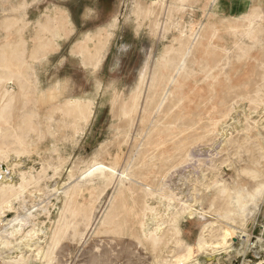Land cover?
Returning a JSON list of instances; mask_svg holds the SVG:
<instances>
[{
	"label": "rangeland",
	"instance_id": "obj_1",
	"mask_svg": "<svg viewBox=\"0 0 264 264\" xmlns=\"http://www.w3.org/2000/svg\"><path fill=\"white\" fill-rule=\"evenodd\" d=\"M156 2L160 3H157L158 7L161 5L157 17L158 30L154 29L151 19L143 15L144 5ZM60 11L66 12L70 21L64 23L62 36L54 39L57 31L53 19H48ZM47 20L50 22L46 23L48 30L37 39L41 24ZM250 23L260 26L261 30L255 31L256 38L245 32L239 34L236 40L248 53L239 63L236 57L240 50L228 29L231 25L239 29L247 28ZM209 25L219 28L221 38L213 41L216 48L227 51L228 56L234 58V63L226 66V74L231 75L233 84L240 85L252 79L253 83L244 87L252 88L258 77L256 73L264 74V65L259 63L264 61V0H0V47L7 42L19 43L23 62L16 66L24 72L23 80H28L30 86L29 97L20 104V115L23 120H30L28 139L32 154L22 157L21 164L9 167L8 176L19 184L20 173L33 169L37 177L36 183H31L15 202L16 213L10 212L6 218L17 213H28L31 222L27 224L26 230L32 228V223H36L37 228L47 231L50 228L49 220L55 219L56 210L51 206V213H48L44 203H55L57 190H62L70 182L68 174L71 169H78V176L82 180L83 191L78 201H96L97 209L102 212L110 191L97 195L106 180L99 173H91L95 164L94 156L102 145L106 146L109 153L104 154L103 160L106 165L111 166L116 153L120 151L117 140L131 132L129 145L122 143V154L125 157L123 163L137 166L139 162L136 157L127 158L131 153L130 145L141 131L145 136L151 131V121H141V107L134 123L129 125L127 117L118 111L116 105H132L133 93L142 77H145V81L142 85L144 92L141 106L153 104V99L147 97L146 92L152 89L149 82L154 72L161 67L167 48L174 45L179 49L181 44L176 38L181 34L190 36L193 30L194 35L199 34ZM91 37L107 40L98 66H95L96 60H91L79 48L81 44H88L94 50L96 41L91 40ZM253 72L255 75L252 77L250 75ZM163 73L167 79H171L170 70L166 69ZM196 73L185 82L183 100L177 107L171 108L172 114H183L185 117L168 119L171 124L167 131L181 132L185 130L182 127L200 122V127L191 131L198 140L191 145V159L172 164L168 187L191 201L195 193H201L205 189L207 183L212 189L208 196L205 192L196 206L201 210V204L209 207L211 196L218 191V187L213 186L215 181L232 190L236 185L252 189L258 181L264 180V137L257 139L254 128L253 133H249L251 137L240 147L243 136L249 132L248 124L255 126L257 121L264 124V107L260 105V109L257 108L247 120L246 112L251 111L250 102L237 97V100L231 101L234 108L230 115L220 125L222 133L214 136L212 128L204 125L208 123L209 117L215 116V110L211 103L204 101L208 96V87L202 78V72L197 69ZM171 89L173 85L169 84L161 87L160 92L163 90L168 94ZM52 90L58 94V98L50 97ZM260 94L263 97L264 90ZM73 98L79 99L85 106L92 103L93 107L91 116L87 120H80L78 134L74 133L70 118L56 109ZM159 99L160 97H156V100ZM156 115L152 113V120H155ZM48 122H52L50 128ZM159 136L164 138L166 134ZM144 139L145 137H141V141ZM233 139L236 140L232 141ZM6 166L8 163L2 161L1 167ZM43 167L47 172L39 179L38 172ZM55 167L59 169L58 174L54 172ZM94 188L97 190L94 191ZM34 192L42 197L34 200L31 196ZM255 205L257 207L251 208L244 224L243 217L235 216L237 230L244 229L252 234L251 240L264 237V199H260ZM210 220L214 221L216 217L209 214L205 219L200 216L183 219L180 226L187 243L172 244L176 252L184 253L186 244H195L202 226ZM70 237L71 235L55 254L57 264H155L153 252L136 245L128 235L95 236L85 247L71 242ZM246 244L243 239L233 241L229 246L228 258L210 250L208 252L215 254L212 256L214 259L206 258L205 253L196 252L194 256L200 264H258L261 261L264 264V252H247Z\"/></svg>",
	"mask_w": 264,
	"mask_h": 264
},
{
	"label": "bare ground",
	"instance_id": "obj_2",
	"mask_svg": "<svg viewBox=\"0 0 264 264\" xmlns=\"http://www.w3.org/2000/svg\"><path fill=\"white\" fill-rule=\"evenodd\" d=\"M157 3L159 2L145 4L143 10L144 17L151 19V24L156 30L159 26L157 17L159 7H161V5L158 7ZM40 29L48 30V25L41 24ZM256 30L260 31L261 27H256L252 23L243 29L234 25L229 27L228 31L234 37L235 45L240 50L236 57L239 63L247 57L248 53L244 46L236 40L237 37L241 32H245L252 38H256ZM191 34L190 36L181 34L179 38H176L181 47L176 49L174 45L169 46L163 56L161 67L151 77L149 83L152 89H149L146 95L153 99V104H145L141 106L142 111L140 110L142 112L141 121L143 123L151 121V131L147 132L146 136L141 131L140 138L139 135L133 138L134 143L130 145L131 153L127 157L128 159L136 157L138 165L123 163L125 157L122 154V143L130 142L131 132L125 133L121 139L117 140L120 151L116 153L115 161L111 166L104 163L103 156L109 152L106 146L102 145L93 158L95 164L91 168V173H99L105 177L106 183L97 195L100 196L110 191L106 207L101 212L97 209L98 202L96 201L87 203L78 201L83 191L82 180L78 176L79 170L71 169L68 174L70 182L67 186L64 185L65 188L63 187L62 190L54 188L57 190L55 203L43 202L48 213H51V206H54L56 210L55 219L49 220L50 228L47 231L37 228L36 223H32V228L26 230L27 224L31 222L28 213L24 215L17 213L6 218L8 213L15 212L17 208L15 202L21 198L31 183H36L37 177L33 169L20 173L19 184L8 176L9 167L21 164L22 157L32 154L28 139L30 120H23L20 115V104L29 97L30 86L28 80H23L24 72L16 66L23 62L20 57L22 51H20L19 43L7 42L0 47V260L2 263L57 264L55 254L69 235H71L70 241L78 246H84L93 237L103 234H115L119 237L131 236L137 243L136 245L153 252L155 264H192L193 262L200 264L197 258L195 259V253H205L206 258L214 259L212 256L215 254L208 252L209 250L217 251L222 257L228 258L229 246L236 239L245 240L252 247L250 250L260 253L254 248L257 246V241H251V234L244 229L237 230L235 216L243 217L242 224H244L246 217L251 213V208L256 206L255 203L264 199V180L258 181L252 189L236 185L229 190L222 186L223 183L214 179L213 186L216 185L218 191L211 196L209 207L201 204V210L196 206L202 196L206 193L208 196L209 190L212 189L207 183H205V189L201 193H195L191 201L184 199L168 187L169 170L173 167L172 164L184 163L191 159V145L198 140H196L197 137H193L191 131L199 128L200 122H193L182 127L185 130L181 132L167 131L171 124L167 121L168 119L185 117L183 114H172L171 108L177 107L178 103L183 100L182 91L185 82L197 74V69L202 72V78L208 87V96L204 98V101L211 103L215 110V116L209 117L208 123L204 125L212 128V135L222 133L220 125L224 124L223 121L234 108V103L231 101L239 98L244 99L243 101L249 100L251 111L246 112L247 120L257 108L260 109V105L264 107V95L262 97L263 93L260 94L264 90V74L256 73L258 77L250 89L244 87L246 84L253 83L252 79L240 85L233 84L231 75L226 74L225 68L232 65L234 58L228 56L227 51L217 49L213 43L215 39L221 38L219 28L216 25H209L204 27L199 34L194 35V30ZM202 40H207V42L204 43ZM259 63L264 65V61ZM166 69L172 72L171 79L164 76L163 72ZM254 75L253 72L250 76ZM169 84L173 85V89L168 94H165L163 90L160 92L161 87ZM143 92L141 90L135 102L139 98L142 101ZM156 97L160 99L156 100ZM138 111L136 110L127 118L129 125L134 123ZM152 113L157 114L154 117L155 120H152ZM250 125L248 124L249 132L243 136L240 147L251 137L249 133H253L254 128L257 139L264 137L263 123L260 124L257 121L255 126ZM163 133L166 136L161 138L159 135ZM141 137L145 139L141 141ZM170 150L173 152H169ZM133 153L135 155H132ZM2 161L8 163L6 168L1 167ZM46 172L47 169L43 167L38 172V178L46 175ZM54 172L59 173L58 167L54 168ZM31 196L34 200L42 197L38 192H34ZM209 214L214 215L216 220H210L202 226L197 241L195 244H186L187 248L184 253L176 252L172 244L187 243L182 236L180 222L185 218L193 219L198 216L205 219ZM262 251L264 252V246ZM258 264L263 263L261 261Z\"/></svg>",
	"mask_w": 264,
	"mask_h": 264
},
{
	"label": "crops",
	"instance_id": "obj_3",
	"mask_svg": "<svg viewBox=\"0 0 264 264\" xmlns=\"http://www.w3.org/2000/svg\"><path fill=\"white\" fill-rule=\"evenodd\" d=\"M15 18L18 19L17 17H15ZM51 19H53L54 27H55V30L57 31L56 35H54V39H57V37L60 38L62 36V34H61L62 31L65 29L64 23L67 20H69V15L66 12L60 11L59 14H56L55 16L49 18L48 20H51ZM48 20L46 22H44L45 25H48L46 23H50V22H48ZM38 23H41V21H39ZM45 31L46 30H43V31L41 29L38 30L36 38L37 39L40 38L42 36V33ZM90 39L96 41V46H95L94 50H91L89 48L88 44H81L79 48L83 51L82 53L88 55L91 60H96L95 66H98L101 62V57L103 56L101 54V51H102L103 47L105 46V44L107 43V40H103L100 37L99 38L91 37ZM144 81H145V77H142L138 88H136L134 93H133V99L134 100L132 102V105H129V106H127V105L122 106L121 104L116 105V108L118 109V111L127 118H129L131 115H133V113L136 110H140L141 103H142L141 98H139L137 102H135V100H136L138 94L142 90V85H143ZM35 89L37 90L36 87H35ZM50 97L52 99H56V98H58V94L54 90H52L50 92ZM56 109L60 110L65 116L70 118L69 120H70V123L72 124V126L74 128L75 134L79 133L78 125L80 123V120L81 119L87 120L93 112L92 103L85 106L82 104V102L79 99H74V98L65 101L63 104L57 106ZM51 124H52V122L47 123L49 128L51 127ZM251 237H252V234H251ZM254 240L257 241V246H255L254 248H256V250L261 252L262 248L264 246V237H257ZM251 241H253V240H251ZM245 248H246V251L248 252V251H250V249L252 247L250 246V244L247 243ZM243 252H244V248H243ZM243 255H244V253H243Z\"/></svg>",
	"mask_w": 264,
	"mask_h": 264
},
{
	"label": "built area",
	"instance_id": "obj_4",
	"mask_svg": "<svg viewBox=\"0 0 264 264\" xmlns=\"http://www.w3.org/2000/svg\"><path fill=\"white\" fill-rule=\"evenodd\" d=\"M0 264H4V263H2V262L0 261Z\"/></svg>",
	"mask_w": 264,
	"mask_h": 264
}]
</instances>
